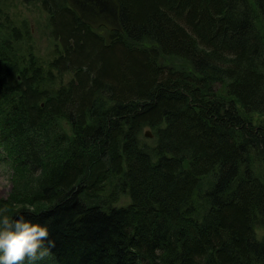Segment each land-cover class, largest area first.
Segmentation results:
<instances>
[{"label": "trees", "instance_id": "obj_1", "mask_svg": "<svg viewBox=\"0 0 264 264\" xmlns=\"http://www.w3.org/2000/svg\"><path fill=\"white\" fill-rule=\"evenodd\" d=\"M33 1L61 48L0 40V215L47 227L34 264H264V0H118L121 31Z\"/></svg>", "mask_w": 264, "mask_h": 264}, {"label": "rangeland", "instance_id": "obj_2", "mask_svg": "<svg viewBox=\"0 0 264 264\" xmlns=\"http://www.w3.org/2000/svg\"><path fill=\"white\" fill-rule=\"evenodd\" d=\"M0 6L3 8L4 13L0 16V40L5 37L6 31L10 32V28L12 25L16 26L18 29L26 26L30 29V35L28 41H23L28 45L36 54L46 57L49 52L53 51L55 48H61L58 45L56 40L51 36V26L48 21V12L43 10L40 6L39 1L33 0H0ZM7 20H6V19ZM23 25V26H22ZM97 28V27H94ZM107 29V28H106ZM20 31V30H19ZM99 34H107L106 31L102 28L97 29ZM22 33V32H21ZM149 45L148 42H144L141 46ZM25 48V44H22ZM32 46V47H31ZM57 48V49H58ZM159 61L167 65H171L177 69H183L185 71H189L191 69L190 64L187 60L177 57V56H165L161 55ZM72 72L64 74V79H70L72 77ZM215 89L222 93L223 89L220 84H215ZM253 119L256 122L260 121L262 117L257 114H253ZM254 120V121H255ZM62 127H64L70 133V126L61 122ZM61 127V128H62ZM145 131H149L151 136H147L144 134ZM154 129L151 127H143L139 134V141L143 144L146 143L148 145L154 144ZM12 175V168L8 164V162L0 161V198L5 199L10 192L11 182L10 177ZM8 178V183L3 182V177ZM211 177V176H210ZM207 178V177H206ZM208 179L203 181V184L207 183ZM129 203V197L127 194H122L116 205H125ZM263 231L259 230V237L263 236Z\"/></svg>", "mask_w": 264, "mask_h": 264}, {"label": "clouds", "instance_id": "obj_3", "mask_svg": "<svg viewBox=\"0 0 264 264\" xmlns=\"http://www.w3.org/2000/svg\"><path fill=\"white\" fill-rule=\"evenodd\" d=\"M8 183V178L3 177ZM55 242L46 226L25 219L23 214L0 215V264H34L50 256Z\"/></svg>", "mask_w": 264, "mask_h": 264}, {"label": "water", "instance_id": "obj_4", "mask_svg": "<svg viewBox=\"0 0 264 264\" xmlns=\"http://www.w3.org/2000/svg\"><path fill=\"white\" fill-rule=\"evenodd\" d=\"M84 23L92 27H106L121 31L120 3L118 0H66ZM145 135L151 136L149 131Z\"/></svg>", "mask_w": 264, "mask_h": 264}]
</instances>
